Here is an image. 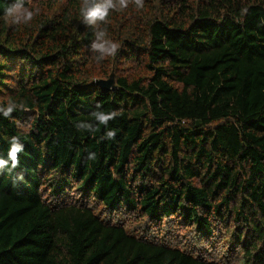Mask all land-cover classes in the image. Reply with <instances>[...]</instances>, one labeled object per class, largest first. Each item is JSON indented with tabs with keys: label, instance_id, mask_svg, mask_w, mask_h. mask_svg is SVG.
I'll list each match as a JSON object with an SVG mask.
<instances>
[{
	"label": "trees",
	"instance_id": "trees-1",
	"mask_svg": "<svg viewBox=\"0 0 264 264\" xmlns=\"http://www.w3.org/2000/svg\"><path fill=\"white\" fill-rule=\"evenodd\" d=\"M86 2L0 0V264H264V0Z\"/></svg>",
	"mask_w": 264,
	"mask_h": 264
},
{
	"label": "clouds",
	"instance_id": "clouds-1",
	"mask_svg": "<svg viewBox=\"0 0 264 264\" xmlns=\"http://www.w3.org/2000/svg\"><path fill=\"white\" fill-rule=\"evenodd\" d=\"M121 7H127V0H119ZM136 6L138 8L143 7V0H136ZM116 5L113 3V0H106L103 4H94L93 6H89V3L86 2L81 9V14L84 17V20L89 25H95L97 21H104L106 17L109 15V10L115 8ZM37 13L33 10H29L28 8L23 6V3H17L16 5L9 7L5 16L7 18H11L12 22L15 24L28 23L30 22L34 15ZM106 35L105 31H101L98 33V37L101 39V42L95 43L93 48L99 50L101 52L107 53L108 55H112L116 52L119 44L111 41L103 39ZM0 111L3 112L5 116H8L12 111V107L0 108ZM110 118L109 116H101L100 119L102 121H107ZM109 136L114 135L113 132L108 133ZM23 151L22 145H14L9 152V159L12 161V166L15 167L17 164V153ZM90 159L94 158V154L89 155ZM7 162L0 160V166H4Z\"/></svg>",
	"mask_w": 264,
	"mask_h": 264
},
{
	"label": "water",
	"instance_id": "water-1",
	"mask_svg": "<svg viewBox=\"0 0 264 264\" xmlns=\"http://www.w3.org/2000/svg\"><path fill=\"white\" fill-rule=\"evenodd\" d=\"M97 85L100 86L105 91L114 90L116 88L115 87V80H114V76L113 75L107 81H97Z\"/></svg>",
	"mask_w": 264,
	"mask_h": 264
},
{
	"label": "rangeland",
	"instance_id": "rangeland-1",
	"mask_svg": "<svg viewBox=\"0 0 264 264\" xmlns=\"http://www.w3.org/2000/svg\"><path fill=\"white\" fill-rule=\"evenodd\" d=\"M97 215H99L101 218H105V216H103V212H102V208H100L97 212ZM114 222H117V223H121V224H124L126 223L127 224V228L128 230H130V223H131V219H127V218H123V219H120L119 217L115 218V221ZM136 225L134 226L132 224V228H131V231H133L135 229Z\"/></svg>",
	"mask_w": 264,
	"mask_h": 264
}]
</instances>
